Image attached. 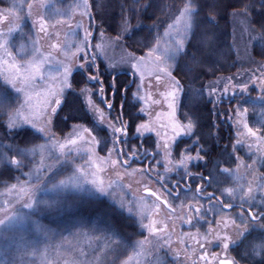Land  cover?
I'll use <instances>...</instances> for the list:
<instances>
[{
	"label": "rangeland",
	"instance_id": "1",
	"mask_svg": "<svg viewBox=\"0 0 264 264\" xmlns=\"http://www.w3.org/2000/svg\"><path fill=\"white\" fill-rule=\"evenodd\" d=\"M183 9L184 6L169 13L155 44L140 56L129 53L119 38L99 35L91 46V54L100 58L107 70H127L135 76V93L138 85L140 88L134 98L139 101L140 109L144 108V113L140 112L144 119L137 126L148 124L153 129L140 137L135 128L138 146L124 136H120L114 146L109 125H120L98 103L102 97L99 89L88 87L89 96L80 91L83 103L95 122L110 133L108 148L100 153L98 142L92 141L93 133L88 128L92 135L85 133L86 127L82 125H74L63 138L54 134V116L49 123L44 104L45 99L54 103L49 92L60 88L65 65L74 63L73 73L81 69L79 65L89 62L87 0H10L8 6H0V81L12 92L15 104L3 112V121L9 130L27 127L43 138V142L24 148H5L0 143V166L11 165L17 172L13 182H0V220L3 221L0 231L6 225L8 230L3 237H8V233L16 237L18 229L32 235L30 244L21 240L26 247L19 250L20 254L11 256L5 252L8 248H0V264H219V259L248 264L239 262L234 250L235 241L239 239L237 233L242 231L246 236H253L250 253H264V219L253 220L247 215V208L242 219L236 207L229 213L233 222L225 227L221 215L209 211V202L203 199L212 192L221 197L226 188L247 185L253 179L249 166L254 167L257 177L264 176V131L250 126L248 121L251 113L264 125V62L251 58L255 34L245 14L232 17V41L240 69L211 86L214 104L232 100V104L222 109V116L224 124L230 128L226 144L234 164L221 168L230 170L232 175L223 176L219 172L223 180L213 179L217 186L214 190L193 171L192 166L200 160L193 159L187 169L189 179L179 162L186 149L187 155L197 156L199 148L194 143L195 150L186 147L177 151L175 148L170 157H165L164 133L171 132L172 122L165 96L171 80L159 69L171 65V78L175 80L173 70L194 22L193 13L191 29L186 32L181 18ZM177 48L181 50L176 51ZM137 62L139 68L134 69L133 64ZM36 65L39 72L33 73ZM25 76L34 78L25 80ZM9 79L17 87L9 83ZM70 88L65 89L62 99ZM139 96L145 99L140 101ZM10 117L16 121L14 127L9 126ZM175 119L180 124L189 122L179 120L177 112ZM33 122L47 132L33 127ZM245 124L259 139L247 135ZM148 136L151 138L149 146H145L142 140ZM71 139H77V143H68ZM60 144L65 145L63 151ZM12 157L17 158V165H12ZM41 160L44 169L38 171ZM166 163L172 171H166ZM78 168L82 171L78 172ZM92 181L102 182L105 190L100 191ZM177 181H180L178 185ZM13 185L16 188L9 190ZM198 186L205 187L199 195ZM144 189L153 190L168 207L144 194ZM102 199L131 218L137 227L134 232L122 237L107 226L99 228L82 218L83 208L94 207ZM141 205L145 226L140 223ZM197 207H201L202 215L197 216ZM253 210L257 217L264 213V201L260 200L259 192L255 194ZM152 221L155 227L150 232L146 225ZM216 233L221 239L216 238ZM224 236L228 239L223 240ZM225 243L229 244L227 249Z\"/></svg>",
	"mask_w": 264,
	"mask_h": 264
},
{
	"label": "trees",
	"instance_id": "2",
	"mask_svg": "<svg viewBox=\"0 0 264 264\" xmlns=\"http://www.w3.org/2000/svg\"><path fill=\"white\" fill-rule=\"evenodd\" d=\"M187 1L189 0H87L90 29L87 54L89 62L84 68L75 70L71 74L73 77L72 80L70 79L71 88L54 115L53 133L63 138L74 125H82L93 133L97 141H100L99 152L105 153L110 133L105 126L95 122L80 95L82 88L100 89L101 82H104L105 92L98 103L117 119L119 125L120 120L128 123L129 132L125 138L138 146L139 139L134 136L135 128L144 117L140 114L139 101L133 96L136 78L127 70L115 72L107 70L102 60L91 54V46L99 35L119 38L129 53L140 56L155 44L167 23L169 13L176 8H182ZM191 1L196 5L194 22L188 41L179 54L173 77L180 82L182 90L177 108L178 119L186 122L193 118L195 122L191 135L181 139L176 150L180 151L189 146L191 150H195V146L199 148L201 157L192 169L203 179L209 177L206 184L216 190L217 186L214 184L216 182L213 179L223 180L219 170L222 167H232L234 164L226 144L230 136V128L224 124L222 116V109L232 104V100L214 104L211 86L226 76L237 73L240 69L232 41V17L235 14L243 13L247 16L255 34L251 46V58L264 62V31L260 27L264 23V0ZM9 4L10 0H0L2 7ZM125 28L128 32L123 33ZM96 73L99 75V81L92 85L88 76ZM113 80L116 82L114 97L111 93ZM86 82L88 85H85ZM123 89L126 91L124 92ZM109 101L113 103L112 109L106 106ZM121 103L124 105L122 114H120ZM14 105L12 92L0 81V143L4 144L5 148H24L43 142L42 136L30 128L9 130L6 127L3 112L12 109ZM248 121L250 126L264 131V125L258 123L253 114L249 113ZM150 139L149 136L144 138L143 144L149 146ZM193 142H196L195 146ZM16 174L11 165L0 166V182H13ZM110 205L102 199L94 207L83 208L82 218L99 228L107 226L122 237L134 232L137 227L131 218L116 211L113 206L111 208ZM103 212L106 213L105 216ZM5 230H8L6 225L2 226L0 231L2 233L0 248H8L5 252L11 256L20 254L19 250L22 251L26 247L21 240L30 244L32 235L22 233L26 231L18 229L16 237L9 233L8 237H3ZM252 237L247 235L246 243L239 248L235 247L236 258L241 263L264 264V253L254 255L249 251Z\"/></svg>",
	"mask_w": 264,
	"mask_h": 264
},
{
	"label": "snow or ice",
	"instance_id": "3",
	"mask_svg": "<svg viewBox=\"0 0 264 264\" xmlns=\"http://www.w3.org/2000/svg\"><path fill=\"white\" fill-rule=\"evenodd\" d=\"M195 5L193 3H191V0L188 4L184 5V9L181 12V18L184 20V24H185V31L187 32L188 30L191 29V23H192V15L195 11ZM43 27V26H42ZM261 30L264 31V23H262L260 25ZM88 39V33L85 34V40L87 41ZM80 49L78 48L77 51H79ZM180 48H177L176 51H180ZM149 55H152V53H150ZM86 65H88V63H84L79 65L80 68H84ZM74 67V63L72 65H65L64 66V70H63V74H62V80L60 82V88L53 91V92H49V96L50 97H54V103L53 101H50L49 99H45L44 104L46 106V115H47V120L49 123H51V119L52 117L58 112L61 104L63 103V95L65 92V89L69 88L70 85V79L72 80V70ZM133 68H139V62H137L136 64H133ZM160 72L165 73L166 75H168V77L171 80V84H170V89L169 91L166 93V100L168 101V107L170 109L169 112V116L172 118V122L170 124V129L171 132H165L164 133V140H163V144L162 147L164 149L165 152V157L166 159L168 157L171 156V152L173 149L178 148L180 145V141H181V137L184 136H190L191 133L193 132V128H194V119L190 118L189 122L187 124H180L176 119V112H177V108H178V98H179V93L182 91L181 90V86H180V82L178 80H174L171 78V65H168L166 67H161L159 69ZM18 72V70H17ZM33 73L39 72V65H36L33 69H32ZM92 72V71H91ZM90 72V73H91ZM98 73V72H97ZM91 74L88 76V80L92 82V85H95L98 81H99V75L98 74ZM34 77L32 76H25L24 79L25 80H29L32 79ZM157 83H159L160 81V77L157 76ZM9 83L13 84L14 86H16V83L9 79L8 80ZM85 85H88V83L86 82ZM17 87V86H16ZM112 88L113 91L112 96L114 97L116 95L115 92V88H116V82L115 80H113L112 82ZM139 88L140 86H137V93H134L133 96L136 97L138 96V92H139ZM18 90H22L20 88H18ZM124 92L126 91V89H123ZM100 94L103 95L105 92V87H104V82H101L100 85ZM81 93L84 96H89L90 95V89L88 87H84L81 89ZM140 101H143L145 98L142 96L138 97ZM89 105H91V100L89 99L88 101ZM108 107L109 109L113 108V103L112 101L108 102ZM123 108L124 105L123 103L120 104V114L123 113ZM141 114L144 113V108L140 109ZM118 114V116L120 115ZM120 126H116L115 124H110L109 127L111 128V131L113 133V137H114V146H115V142L119 139L120 136H124L127 137L128 132H129V128H128V123L123 122V120L119 121ZM16 125V121L13 118H9V126L10 127H14ZM33 127L39 129L42 132H47L46 128H40L36 125L35 122H33ZM244 128L247 132V135L250 137H256L257 139H259V137H257V134L255 131L250 130L248 125H244ZM153 129L150 125L148 124H140L139 126L136 127V133L138 136L143 137V135L145 133H149L151 132ZM85 133H88V135H92L89 130L87 128L84 129ZM157 136H160V133L157 132L156 133ZM77 139H83L82 136H77ZM77 139H71L68 143L75 145L77 143ZM92 141L93 142H100L97 141V138L95 136H92ZM122 142V141H121ZM124 143V142H122ZM196 143V142H193ZM65 145L64 144H60V149L61 151H63ZM191 147V146H189ZM159 148V146H158ZM41 151H43V148H41ZM187 149L185 150V153H183L181 155V160L179 162V167L183 168L185 170V175H189L187 172L188 169V165L189 162L192 161L193 159L195 160H199L200 159V150L198 149L197 151V156L196 157H192L190 155H187ZM135 156V154H134ZM11 163L12 165H17L19 162L17 160L16 157H12L11 159ZM113 164H115V161H112ZM255 163V162H254ZM240 166L238 165V168ZM165 168L166 171H172L171 168H169L168 164H165ZM44 169V161L41 160V163L38 167V171H42ZM249 170L250 172L253 173V179L251 181L248 182L247 185L245 186H238V187H229L226 188L224 190V192L221 193V197H216L215 193H209L207 196L203 197V199H206L209 202V211H212L214 214H219L222 217L221 222L225 225V227H227V225L231 224L233 222L232 218L229 217V213H231L236 207H238L240 209V216L241 218H245V212L244 209L247 208V215L249 217H251L253 220L256 219H264V213H262L260 215V217H257L254 209V205H255V194L257 192H259V196H260V200L264 201V176L261 177H257L255 175V169L254 167L249 166ZM78 172H81V168L77 169ZM219 172L223 175V176H231L232 173L230 170L224 168V169H220ZM189 179H191V176L189 175ZM210 179L209 177H204V180H208ZM61 183H65L64 181H61ZM93 185H95L100 191H104V187L102 185V182H96V181H92ZM180 183V181H177V185ZM16 188V185H13L11 189L9 190H13ZM22 191H28V189H21ZM205 191V187H197V195H199L200 193ZM152 195H156L155 193H152ZM227 196V199H224L222 197ZM156 199L160 200V196L156 195ZM239 199V204H237L235 201ZM29 200H31V196L29 197ZM215 200V202L213 203V201ZM121 204L123 205V202H121ZM31 205V202H28V206ZM197 216L202 215V210L201 207H197L195 209ZM141 225H143V205H141ZM0 223H3L2 220H0ZM188 223L191 224V218H188ZM146 227H148L149 231H153L154 227H155V221H152L150 224L146 225ZM239 239H237L235 241L236 247L239 248L240 246L244 245L247 241V236L244 234V232H239L237 233ZM216 238L217 239H221V236L219 233H216ZM223 240H227L228 237L224 236L222 238ZM141 244H143V242H141ZM225 249H227L229 247L228 243L224 244ZM203 259V257H202ZM217 258H214V260ZM219 264H233V261L228 260V259H219Z\"/></svg>",
	"mask_w": 264,
	"mask_h": 264
},
{
	"label": "water",
	"instance_id": "4",
	"mask_svg": "<svg viewBox=\"0 0 264 264\" xmlns=\"http://www.w3.org/2000/svg\"><path fill=\"white\" fill-rule=\"evenodd\" d=\"M143 193H144V194H147V195H151V196H153V197L156 199V195H157V194H156L153 190H151V189H144V190H143ZM152 193H155L156 195H152ZM158 201H160V202L163 203L166 207H168L167 204H166V201H165L164 199L160 198V200H158Z\"/></svg>",
	"mask_w": 264,
	"mask_h": 264
},
{
	"label": "flooded vegetation",
	"instance_id": "5",
	"mask_svg": "<svg viewBox=\"0 0 264 264\" xmlns=\"http://www.w3.org/2000/svg\"><path fill=\"white\" fill-rule=\"evenodd\" d=\"M260 217V216H259ZM259 219V218H258Z\"/></svg>",
	"mask_w": 264,
	"mask_h": 264
}]
</instances>
